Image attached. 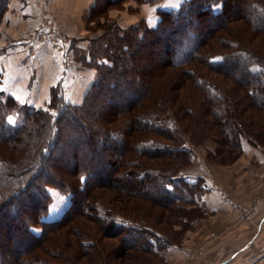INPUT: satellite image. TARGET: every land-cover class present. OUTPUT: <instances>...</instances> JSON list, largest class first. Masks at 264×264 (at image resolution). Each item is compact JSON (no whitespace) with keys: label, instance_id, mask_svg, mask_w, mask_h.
I'll return each instance as SVG.
<instances>
[{"label":"trees","instance_id":"obj_1","mask_svg":"<svg viewBox=\"0 0 264 264\" xmlns=\"http://www.w3.org/2000/svg\"><path fill=\"white\" fill-rule=\"evenodd\" d=\"M115 1L125 0H95L92 15L102 17ZM6 3L3 0L0 15ZM158 14L155 25L146 21L128 28L107 25L103 40L90 39L81 59H90L87 63L96 77L80 105L65 103L53 90L47 108L19 104L0 89V264H58L43 256L32 260V255L68 223L74 229L64 237L78 238L80 257L88 256L89 264H97L99 245L112 258L108 256L107 264L121 258L139 261L141 252L158 258L161 248L174 243L163 227L159 230L138 214L140 202L134 199L166 210L183 209L185 201L191 202L189 192L195 187L181 178L179 167L164 173L166 168L152 167L146 160L161 159L163 166L176 160L181 168V161L190 159L182 138L169 142L175 138L173 126L212 137L226 147L230 159L241 154L242 138L264 144V0H185ZM237 21L246 25L239 26L240 36H225ZM140 42V50L142 45L162 46L155 51L158 61L149 70L134 72L130 80L122 79L127 70L135 69L123 58L136 57L137 49L131 50ZM100 98L108 100L106 109L97 108ZM116 99L122 105L111 108ZM192 104L199 105L202 118L191 122ZM83 122L91 128L85 129ZM143 130H150L148 139L142 138ZM136 152L143 160L128 161ZM46 185L69 194V205L54 220L44 219ZM105 188L121 202L120 214L94 208L93 191ZM91 210L95 215L88 219ZM200 215L198 211L196 217ZM79 217L100 225L99 233L93 234L92 226L75 227L73 221ZM105 238L119 243L109 252ZM53 251L45 247L49 256Z\"/></svg>","mask_w":264,"mask_h":264},{"label":"rangeland","instance_id":"obj_2","mask_svg":"<svg viewBox=\"0 0 264 264\" xmlns=\"http://www.w3.org/2000/svg\"><path fill=\"white\" fill-rule=\"evenodd\" d=\"M15 2H26V0H14ZM36 7L41 9V19L40 24L46 20L49 24V28L59 34L61 36V49H58V47L54 46L52 42L48 43L52 47L53 51L60 54V56H64V60H66L67 57H65V54H68V58L70 59V62H77L79 64V67H82L84 71L90 74L92 76V79L89 81V83L84 85H72L68 86L66 90V85L63 83L61 86H56V89H51L49 94L46 93L42 96V100L40 102L41 105H34L36 107H44L47 108L49 101L51 100V96L53 94V91H55V97L60 96L63 97L65 103H68L70 105H80L83 101V98L91 84V82L96 77L95 75V69L91 67L90 64L87 63V61H90V59H81V57L85 56L88 52L89 46H90V39L96 37H101L100 39L103 40L105 33V27L114 26L117 27H131L136 24L139 25L141 21L148 22L149 25H155L158 21L156 20L155 23L147 19L148 14H146L148 11L149 5L155 4H161L162 0L157 1L156 3L153 2H138L136 0H125L122 2L115 1V4L111 5L107 11H105V14L102 17H94L92 15V7L89 8L87 12H84L81 16H83L84 20H86L85 23V30L86 35L81 38V42L77 43L76 41L71 43V40H69V36L66 35L64 32L60 31L56 26L54 22V18L51 14L50 6H49V0H32ZM185 1V0H184ZM183 1V2H184ZM3 0H0V6L2 4ZM12 0H7L6 6L3 10V13L0 15V24L3 22L4 18H6V15L8 13V9L10 8L9 4H11ZM181 2V3H183ZM180 3V4H181ZM148 5V6H147ZM145 6V7H144ZM143 8L142 14H146L144 18L138 19V17H135V14L140 13V10ZM161 9H158V11ZM12 11H10L11 13ZM159 16V14H158ZM244 21H237L236 23H232L229 26L228 34H225V36H234L235 38L238 35L239 32H241V26H246ZM38 26V25H37ZM4 29V26H3ZM37 29H34V32ZM33 32V33H34ZM32 33V34H33ZM30 34V36L32 35ZM233 34V35H232ZM2 36L0 32V37ZM15 40H17L15 37H13ZM24 43L26 42V32L22 33L19 38ZM259 40V38H257ZM71 43V44H70ZM217 43V42H216ZM140 43L137 44V46L133 47L131 50L135 51L137 49L136 57L129 59L125 56L123 58V63L130 68L133 66L135 69H129L127 70L122 76V79L130 80L133 78L134 72L135 75L137 73H141V70H149L152 65H156L158 59H157V52L161 51L162 46L159 48L150 47V46H141V50L139 49ZM2 44V46H4ZM62 52L60 53V51ZM151 50H154L153 52ZM80 57V58H79ZM22 62V65L25 69L24 64H26V59L20 60ZM67 61V60H66ZM65 64V63H64ZM2 69L0 68V84L2 82ZM65 76V75H64ZM23 77V76H21ZM75 77L74 75L70 77L72 79ZM122 79L120 80L121 82ZM67 80V79H66ZM65 85V87H64ZM64 87V88H63ZM0 89L2 87L0 86ZM3 90V89H2ZM53 90V91H52ZM195 90V89H194ZM7 94L12 95V89H10L11 93L8 91L3 90ZM190 91V92H189ZM189 93H193L195 96L197 95L196 91H193L191 89H188ZM48 94V96H47ZM70 96L69 98L66 96ZM66 96V98L64 97ZM162 95V94H161ZM44 96H47L45 99ZM195 96H192L194 98ZM14 97V96H13ZM19 104H26L24 102V99H17L14 97ZM65 98V99H64ZM156 98H159V94ZM101 99V98H100ZM98 100L97 108L99 109H106L108 105V100H105V98ZM22 100V101H21ZM191 101V100H190ZM122 101L116 99L114 101V104H110L109 106L111 108L119 107L122 105ZM119 105V106H118ZM193 107L191 114H189V121L197 120L202 118L200 115L199 105L196 104L195 106L192 104ZM52 112L56 113V108L52 107ZM146 111H152V108ZM17 116V115H15ZM172 116V115H171ZM10 120L14 121V116L11 114ZM54 117V115L52 116ZM173 117V116H172ZM174 118V117H173ZM173 120V119H172ZM84 123V128H91L90 125L86 122ZM83 128V131L85 129ZM245 132V131H244ZM143 139H148L151 136L150 130H143L141 133ZM173 135L175 138H173L170 143L180 141L179 138H182V143H184L187 147L190 149V159L189 156L187 160L181 161L183 164V167L180 168L178 162L175 160L169 165H161L160 160L161 159H146L147 163L151 164L152 167H158L159 169L166 168L164 173L173 169L178 168L180 170L181 178L183 180L188 181L189 186L195 187L194 189H191L189 193L190 195V201H185L184 208H173V209H165L161 206H155L151 202H148L146 200H138L134 199L136 202H140L139 208H138V214L144 218V220H147L150 222V225L156 227V228H164V230H161L162 232L166 233V236L172 240V243L169 244L166 247L161 248V255L158 254V258H154L151 255H146L145 253L141 252L140 254L143 255V258H139V261L133 262V260H130L127 258L126 253L125 257L127 259H118L114 262L118 264V262H121V264H199L203 262L204 260H207L210 258L208 254L210 253V248L213 246H216V254L220 253L223 248L227 247L228 245H231L235 238H241L244 236L243 230L245 226H247L248 223L255 221L257 216L262 212V208L264 207V193L259 194L251 202L248 204H241L240 207L237 210H234L235 214L231 220L227 221L223 225L216 226V223H214L213 219L214 216H210L211 213L208 212L207 206H204L203 203V197L207 193L205 185L206 180H214L218 182V190L220 193V196L222 200L225 203H228L231 207L232 204H230L228 201H230V193L227 190H231L234 188L236 181L239 180V178H242L241 176L244 174L246 176L245 180H247V177H251L248 174V166L254 161H252L251 157H249L246 154V151L244 150L247 147L251 145L259 146V148H264V144H254L251 142L250 139L242 138L241 141V154L236 157L235 159H230L231 155L229 156V153L227 152L226 147L219 146L216 141L212 137H202L200 133H191L189 130L182 131L180 128H176L173 126ZM180 136V137H179ZM160 137H155V139L159 140ZM162 141H168L166 139L160 138ZM97 151L100 149L99 147H96ZM244 150V151H243ZM87 157H92L94 155L89 154ZM128 161H134V159H137V161L141 162L143 160V157L136 153H132L128 157ZM178 164V165H175ZM129 167V165H128ZM128 183H126L127 185ZM46 191L49 195V201H48V210L44 217L45 220H54L60 217V215L63 213V211L66 209V207L69 205V194L63 193L56 189L55 187L51 185H46ZM226 188V189H225ZM223 189V190H222ZM104 190V193H101V191ZM102 190H95L93 191V198L92 203H94V208L99 211H103L107 213L108 210H116L114 213H117L116 215L120 214L117 211V207L120 206L121 202L116 200L114 196H111L109 189H102ZM188 193V194H189ZM234 208V207H233ZM232 208V209H233ZM200 211L201 215L197 216V212ZM90 217L88 219H93L94 213L93 210L89 211ZM183 214V215H182ZM120 216V215H119ZM86 219V217H79L76 220L73 221L75 227L79 228V226H92L93 228V234L99 233L98 227L100 225H95L91 221ZM80 223L84 225H79ZM67 227H65L64 230L59 231H53V233L50 235L49 239L44 241V245L39 248V251L34 253L32 255V260L34 258L43 256L48 261L63 264L65 262L71 261L73 264L75 262L76 257H80L81 254L79 252L81 251L80 243H76L78 238H75L73 241L68 239L72 238L73 235L67 234L64 237V233L74 229L72 228V223H68ZM90 228V227H89ZM35 232L40 231L39 226H35L33 228ZM160 230V229H159ZM81 237V236H79ZM68 239V240H66ZM76 240V241H75ZM117 239L113 238H105L104 243L106 245V248L109 249V252L111 251L112 246L117 243ZM119 243V242H118ZM69 244V245H68ZM103 244V241L102 243ZM67 245V247H66ZM119 245V244H118ZM64 246V247H63ZM45 247L53 248L54 251L50 256L45 253ZM101 247V255L100 257L95 258V261L97 264H107L108 263V256L111 258L110 255L107 254V252L104 250L102 246ZM115 248V246H114ZM115 250V249H114ZM63 252V253H62ZM58 253V255H57ZM62 253V254H60ZM113 253V252H112ZM122 253V252H120ZM53 254H56L53 256ZM138 253H131V256L136 255ZM177 254V255H176ZM124 257V258H125ZM76 264H89L88 262V256L80 257L79 259H76Z\"/></svg>","mask_w":264,"mask_h":264},{"label":"crops","instance_id":"obj_3","mask_svg":"<svg viewBox=\"0 0 264 264\" xmlns=\"http://www.w3.org/2000/svg\"><path fill=\"white\" fill-rule=\"evenodd\" d=\"M49 1V11L54 18L55 26L69 36L71 43L75 41L80 43V39L86 35V20L81 15L94 5L95 0ZM183 1L162 0L161 4L147 5V19L155 23L159 19L158 9H175ZM9 6L6 18L0 24L2 34L0 37V68L3 73L0 86L2 89L10 93V89H12V95L19 100L24 99L26 104L41 105L42 96L46 93L49 94L51 89L60 84L63 86L64 83L66 90L68 86L72 85L86 84L87 86L92 76L82 67H79L77 62H70L69 52L65 54L66 61L64 56L53 51L48 42H39L30 36L34 29L39 26L42 16L41 9L37 8L32 0H26V2L12 0ZM10 11L12 12L10 13ZM142 11L143 8L140 13L135 14V17L138 19L146 17V14L143 16ZM24 32H26L25 43L19 39ZM4 43L5 45L2 46ZM24 59H26L25 69L22 68L23 65L20 61ZM73 75L75 77L70 79ZM66 96L70 97L68 94ZM66 96L64 95L65 98ZM244 150L254 163L248 166V174L251 177H247L245 180L246 176L243 174L242 178L236 181L233 189L227 190L225 188L230 193V201L228 202L230 204L235 203L232 207L225 203L220 196L217 188L220 179L217 182L210 179L206 180V190L209 194L206 193L202 200L204 206H207L208 212L211 213L210 216H214L213 221L216 226L231 220L235 214L234 210H237L241 204H248L253 198L264 193V148L251 145L246 146ZM262 215H264V207L256 220L245 226L243 237L234 238V242L228 248H223V252L217 254L215 253L216 246L211 247L208 254L209 259L213 261L223 259L226 256V250H229L237 251V253L233 255V258L226 261L228 264H264V219L259 224Z\"/></svg>","mask_w":264,"mask_h":264},{"label":"built area","instance_id":"obj_4","mask_svg":"<svg viewBox=\"0 0 264 264\" xmlns=\"http://www.w3.org/2000/svg\"><path fill=\"white\" fill-rule=\"evenodd\" d=\"M49 27L50 26L48 22L44 20V22L38 26L37 30L31 35V37L39 42H52L54 46L58 47V49H61V36L53 32ZM61 52L62 50L60 53Z\"/></svg>","mask_w":264,"mask_h":264},{"label":"water","instance_id":"obj_5","mask_svg":"<svg viewBox=\"0 0 264 264\" xmlns=\"http://www.w3.org/2000/svg\"><path fill=\"white\" fill-rule=\"evenodd\" d=\"M263 219H264V215L261 216L260 221H259V224H261V222H262ZM228 246L225 247V248H228ZM222 252H223V250H222ZM236 253H237V251H234L233 252V251L226 250V252H225V254H226L225 258L219 259L218 261H215V260L213 261V260L207 259V260H204L203 262H201L199 264H206V263H208V264H228V263H226V261L229 260V259H231V258H233V255L236 254Z\"/></svg>","mask_w":264,"mask_h":264},{"label":"snow or ice","instance_id":"obj_6","mask_svg":"<svg viewBox=\"0 0 264 264\" xmlns=\"http://www.w3.org/2000/svg\"><path fill=\"white\" fill-rule=\"evenodd\" d=\"M81 179H84L83 177Z\"/></svg>","mask_w":264,"mask_h":264}]
</instances>
